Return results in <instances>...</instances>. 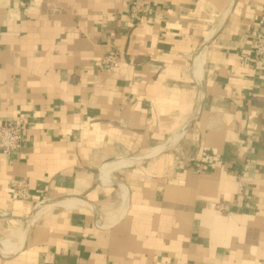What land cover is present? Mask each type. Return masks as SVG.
Wrapping results in <instances>:
<instances>
[{"label":"crops","instance_id":"obj_1","mask_svg":"<svg viewBox=\"0 0 264 264\" xmlns=\"http://www.w3.org/2000/svg\"><path fill=\"white\" fill-rule=\"evenodd\" d=\"M131 1L0 0V264H264V0Z\"/></svg>","mask_w":264,"mask_h":264},{"label":"built area","instance_id":"obj_2","mask_svg":"<svg viewBox=\"0 0 264 264\" xmlns=\"http://www.w3.org/2000/svg\"><path fill=\"white\" fill-rule=\"evenodd\" d=\"M144 0H132L129 15L134 23L141 19ZM254 41V56L257 60L264 61V33H257ZM118 53L107 55L103 61L104 69H112L118 64ZM23 121H7L0 127V154L10 155L20 153L24 147ZM199 171V170H198ZM242 184L239 189H242ZM13 189L19 199L29 198V185L26 181H15Z\"/></svg>","mask_w":264,"mask_h":264},{"label":"water","instance_id":"obj_3","mask_svg":"<svg viewBox=\"0 0 264 264\" xmlns=\"http://www.w3.org/2000/svg\"><path fill=\"white\" fill-rule=\"evenodd\" d=\"M179 140H180V138H179V139H176V140H174V141L167 142V143H165V144L162 145V146H159V147H156V148L150 149V150L147 152V155H149V154H150V155H154V154H156V153H159V152L164 151L165 149H168V148H170V147H173L174 145H176V144L178 143ZM131 161H132V160H129V161L125 162V163H126V164H129Z\"/></svg>","mask_w":264,"mask_h":264},{"label":"bare ground","instance_id":"obj_4","mask_svg":"<svg viewBox=\"0 0 264 264\" xmlns=\"http://www.w3.org/2000/svg\"><path fill=\"white\" fill-rule=\"evenodd\" d=\"M140 159H141V158H140ZM140 159H138V160L136 161V163H138V161H139Z\"/></svg>","mask_w":264,"mask_h":264}]
</instances>
